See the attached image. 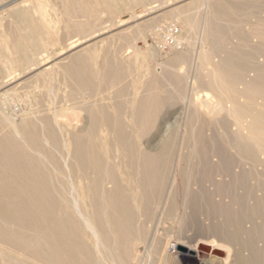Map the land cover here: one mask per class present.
I'll return each mask as SVG.
<instances>
[{
	"label": "bare ground",
	"instance_id": "1",
	"mask_svg": "<svg viewBox=\"0 0 264 264\" xmlns=\"http://www.w3.org/2000/svg\"><path fill=\"white\" fill-rule=\"evenodd\" d=\"M60 1L62 2V0ZM64 1L67 2L69 1L70 3V0H64ZM170 2L174 3L173 0ZM198 2H199L198 3L199 6L197 5V3L196 5L200 12L199 13L196 12L195 17L191 16L189 14L190 12L185 13L181 8H177V9L175 8L165 13L170 20L176 19L182 28V33L177 38L173 39L174 44L179 47L180 45L182 46L183 41L187 43V47L185 48L180 47L178 50L175 51L177 52L175 53L177 65L178 63H180L178 60L183 61L187 57L189 58L188 55H190V46L192 45L191 40L193 38V35L198 31L197 29H199L198 36H194V37H198L199 46L198 48L196 47L197 48L196 52L193 51L192 54L193 59L192 57L190 59L192 61L193 60L197 61V62H193L196 63L194 66L195 68L193 69V71L190 70V73L184 71L183 73L181 71L182 69L180 70L179 69L180 67H178L175 64L161 65L162 67L159 72L155 68H154L155 70L152 69L154 71L152 72L151 76H149L151 78V83H150L151 85H148L146 87V91L147 92L150 91V92L144 95L142 90L141 94H143V97L137 99L135 98L136 97L135 96L131 98V101L130 100L128 101L130 105L129 107L130 109L128 116L125 114L127 116L126 118H128V122L124 120L122 116L124 110L126 109L125 103L122 102V100H120L122 103L118 101L112 103L114 105L112 106L114 108V114L112 111L111 114V112L107 110L108 108L106 109V105L104 108V106L101 104L102 102L100 103V101L106 100L105 96L99 95L101 94L99 93V91L105 90V94L106 91H111L110 93H113L115 95V98L122 99L121 97L125 96V91L127 89L124 88L125 86L123 87L122 84L126 82L128 78H130L129 75L127 76L128 78H126L125 80V75H126L125 72L127 69L126 67H128L129 65L128 63L129 61L127 60H131L132 57L126 60V58L129 56L125 55L126 50H123L124 49L122 48L123 46L121 47L120 45L122 49L117 50L116 54H114L115 55L114 61L116 62H113L110 59L107 53L108 51L104 52L105 49L107 50L106 47L103 50L104 53L101 54L104 55L106 53L103 58L102 64L99 63V65H97L96 62L97 60L96 61L92 60L91 58L92 55L88 54L92 50L91 49L88 50L87 53L88 60L85 59V61L87 60L86 64H83L82 67L78 65L79 63H77V67L74 65V63L72 65H68L69 62L67 64L68 66L63 67V74L68 77L72 76L73 82L76 81L74 82L75 84L77 83V85L82 87L84 85H87L89 89H95V90L97 89L98 92L97 91L95 92L98 93V97L96 96L97 93L95 94V96L91 95V98L94 97V99L91 100L92 101L91 103L96 104L93 105L94 108L93 106L90 108L88 107L89 106L88 104H83L82 102L83 104L82 106L85 105V107L87 106L89 108V109H86L87 107L85 108L88 113L87 125L90 124L91 126V127L87 126V128L89 127L87 130L88 131L94 130L93 125L100 123L99 125L102 124L103 127L107 129L106 132L108 130H109L108 132L111 131L113 133L112 135H114L113 139L118 143L117 146H115L116 152L119 153L118 155L111 156L109 154L104 153L105 151H107L106 148L110 146V145L107 146L104 143L107 147L104 149L105 151L103 150L104 151L103 153H100V155L106 154V156L105 157L101 156L102 157L101 159L100 157H98L99 155H96L95 153H93V151L90 152L87 149L88 146L84 148L82 147L83 145L81 146L79 145V143L77 144V139L74 135H70V138H68L67 137L69 136L68 131L66 132L64 128L59 124L60 116L58 112L54 111L52 116L48 115V118L43 117L42 119V117L40 116V114H42L40 110V106H38L39 107L38 112L40 111V113L38 114L40 117L35 112L36 110L34 112L29 111L30 113L28 112L26 114L23 113L24 115L21 116L22 119L21 122L19 121V123L16 120L17 115L13 113L6 114L0 112V119L2 123L6 125L5 130H3L4 126L3 127L2 125L0 126L2 127L1 129L3 130V131L1 130L2 133L0 134V192L3 189H7L12 184H14L18 188H20L19 186H22V189H24L20 192L22 196L23 195L32 196V198L28 199L30 200L29 202H27L28 200L26 201V198L23 196V199H25L23 203L25 205L24 206L22 205L23 207L21 208L15 209V211H12L13 210L12 209L11 210L12 212L11 213L9 212L10 215L7 214L6 217L10 219H15L17 222H21L22 224H29V225H30L29 222L30 219L33 220L35 219L34 221L36 223L34 224L32 223L34 225V226L32 225V227H35V233H37L36 234L37 237L39 235L41 238L42 237L44 238V236H48L50 232L53 237L58 236L59 238H63V239L65 237L68 239V236L66 235L69 234L76 241L75 243H65L63 241H56L55 243L49 242L48 244L45 245L47 249L46 251V249L43 250L44 249L43 246L42 248H40L41 246L40 247L38 246L40 249L37 247V244L39 245V243L41 244L43 242H39V239H36L37 242L39 243L36 244L35 242L36 244L35 245L36 249H35L34 248L35 246L33 247L32 243L31 245L29 244V239L24 240V238L22 237L23 235L21 236L19 234H15V233L12 234L8 232L7 230L9 227L7 226L4 232H0V240L3 241V243L2 241H0V254H1V250H4L3 246L4 247L6 246L8 248L7 245H9L10 246L9 248L13 249L12 251H15V249L11 248V246L16 247V249H18L19 251L18 255L20 257H26V259L29 260L30 256H28L29 253L27 252H31L29 250H30V246H32L33 248L31 250H33L32 252L33 255L32 254L31 255L33 256V258L31 257V260L33 261L34 264H172V262H170V248H168V240L170 239L169 237L172 235L183 236L188 233H192L191 236H188V240L185 241L179 240L177 246L174 248L175 250L171 253L172 257L176 260L178 264H264V157L258 155V154L263 155L264 153V143H263L264 142V126H263L264 106H259L258 104L260 108L255 109L253 108V106L257 104L253 105L252 103L254 100L257 101V99L259 100L261 99L262 101H264V20L262 19L263 23L262 22L260 23L261 29H259L258 31L256 29L257 27L255 29L253 27L251 31L249 30V28H247L248 31H246V33L250 31L251 37L257 38L260 43L257 42L259 44L256 45L255 44L256 42L255 43L253 42L254 44L250 42L252 43L250 45L252 46L256 45V46L250 47L249 45V48L248 49L244 48L247 49L244 50L242 47L243 46L242 43L244 42H242V40H244L246 36L240 39L239 33L237 31L238 30L237 24H239L240 22V20L238 19L241 17L242 10L244 8V5L246 4L244 5L233 4L234 2L232 0H199ZM132 4L135 7L139 5L145 6V11L140 13L141 15L140 14L136 15L135 13L129 14L131 16L127 19L130 21L132 20L134 22L137 21L139 18H143V17L146 18L145 16L147 17L150 15L153 16V14L161 12L167 7L169 9L171 3H169V0L166 1L159 0L157 2H151L145 4L144 0H132ZM69 6H66L65 8L66 9L65 13L68 18L67 21L68 26L70 27L72 26L75 29L80 30L81 33L84 32L83 34L84 37L85 36L87 37L88 35L91 34L90 32L92 31L91 30L88 32L87 28H91L93 26L92 23L87 21L90 18L89 16H87L88 14L87 5H80V7L77 6V8L74 6L71 7ZM97 6L98 5H96V7ZM248 6L253 7V5L251 4L249 5V3ZM64 7L65 6H63V8ZM189 7L190 6H187V11ZM192 8L194 9V7ZM89 9L91 8L89 7ZM34 10L37 11V8ZM40 10L41 12H43V16H41L42 26L46 27L49 24V22L47 24V21L45 19L47 18L45 17V14H47L45 13V11L47 10L44 9L43 4L39 5V11ZM52 11H54V9ZM191 12L193 13L195 12V10ZM100 13L101 12H99V14ZM126 13L125 15H127ZM237 14L240 15V17L237 16ZM152 16L150 18H152ZM247 16H245V18H247ZM81 17H84L86 20H82ZM250 17L252 18V15ZM150 18L148 17L147 19ZM154 18L152 19L153 23L155 20ZM51 20L55 21L54 19ZM128 20L126 21L128 22ZM236 20H238L239 22H237ZM53 21L52 24L54 23ZM125 23H120V24L118 23V25L122 27L125 25ZM138 23L137 25H139ZM104 24H102V27ZM144 24L146 25V22ZM241 24L242 25L244 24L243 21L241 22ZM249 24H251L250 21ZM113 25L116 26L117 24H113ZM244 26H246V24ZM244 26L243 27L241 26V28L244 29ZM135 27L137 28V26ZM236 28L237 30H235ZM91 29L94 30V28ZM142 29L144 28L142 27ZM245 29L243 30V33ZM100 31H98V33ZM239 31L240 33H242L241 32L242 30ZM137 32L139 37L143 36V31L140 28H138ZM167 32L168 35L165 38L157 34V40H159L161 43H164V39H166L168 36L171 39V36H173L172 34L173 30L171 29V27L167 29ZM134 33L136 34V32ZM126 35L127 34H124L123 32L117 35L118 36L117 39L121 40L122 42H130L131 40L128 39L129 36L127 38ZM133 35L131 38H133ZM82 37L83 36H81L80 38ZM73 38L71 37V39L69 40L73 41ZM229 38L232 40L233 39H237V40L236 43L234 44L231 43L232 42L231 41L230 43L233 44L234 46L232 47L230 45L231 48H229V50L228 49L226 50L224 45L228 43ZM69 40L68 42L72 43ZM138 42L139 41H137V43ZM81 43L82 42L75 40V42L73 41V43L71 44L72 46L70 45L71 46L70 48H76ZM94 44H96V42H94ZM108 44L106 46H108ZM248 44L249 43H247V45ZM247 45L245 46L248 47ZM145 48L147 49H145L144 51V48L143 50H141V49H134L133 47V49L135 50L133 51L134 52L133 56L137 58L139 55H142L147 60L149 58L153 60V58L156 57L157 54L156 51L152 48H148V46ZM39 51H41V48ZM83 55L77 54L75 55L76 57L73 56V58L75 57L77 59V56L83 57ZM38 57L39 54H33L32 60H34L35 62L32 61L33 63L28 64L26 69L24 70H30L31 67L35 66L37 64V61L39 60ZM100 59H102L101 56ZM254 60L256 62H254ZM148 65H146L145 67L147 68ZM135 71L134 74L137 73ZM137 71H139V69ZM44 74L47 73H43V75ZM251 74H253V76H251ZM133 75L131 76L133 77ZM139 75L141 77V74ZM144 76H146V74H144ZM144 76L143 79L146 78ZM133 78H135V76ZM145 83L147 84L148 82L145 81ZM161 83H165V85L170 86L172 90L168 86L166 88H169L167 89L169 90V92L173 91L170 92L172 94L168 95L165 86L162 85ZM237 85L242 86V89L240 87L237 89L239 92L238 94L236 92ZM137 86H139V83L137 84ZM185 88L192 92V95L190 96L192 98L191 99L189 98V100L187 101V104L189 105V109H187L186 107L187 109L185 113L186 117L184 116L185 118L181 119L183 120V124L180 123L181 124L180 125L178 123L180 126L175 130L174 129L175 126L172 123H170V120L173 117L174 113H169V112L166 113L162 119L156 120L160 109L162 111L164 106L160 96L162 97V94L166 93L164 95L166 97L164 98L162 97V98L167 100L166 99L168 98L167 96L181 95ZM45 90L48 89L46 88ZM155 90H166V91L163 92L162 94H159V91L157 92ZM67 91H69V88L67 89ZM133 92L137 93L138 87L135 88ZM74 93H72L71 91V94ZM77 93L78 92H76V95H78ZM187 94L189 96V93ZM183 95L186 94H182V97ZM125 97H127V95ZM59 98L60 97H58V99ZM111 98H114V96ZM186 98L185 99L180 98V99H184L186 101ZM178 99L179 97L175 100ZM83 100L85 101L84 97ZM114 100H112V102H114ZM76 101L79 102V100ZM168 101L169 100L165 102L167 103ZM262 101L261 103L264 104ZM86 102L89 101H85V103ZM170 102L172 104L173 100H170ZM21 103L22 102H20V104ZM99 103L102 107L97 108L98 106L97 104ZM79 104L80 103H78V105ZM74 107L77 106L74 105ZM166 107L168 106H165V108ZM55 109H59V108H55ZM45 114H49V113L45 112ZM42 115H44V113ZM49 121L55 126L53 127L49 125L51 124ZM50 126L53 127L54 129L51 128ZM229 126L231 127L235 126L237 128L236 132L235 129L233 128L235 134L231 135L232 132L230 133V131L227 130L229 129L228 128ZM96 128L97 130H99V128L95 126V130ZM128 129H130L131 131L129 130L130 131L129 132ZM212 131L219 132L224 139L227 138L225 137L227 135L226 131L230 133V134L228 133V135H231V137H228V140L225 139L227 141H225V146H223V148L224 147L226 148V149L224 148L225 152L227 151L230 153L229 156L225 152L224 153L226 155L225 154L222 155L223 154L222 151H220L222 152V154L217 151L216 147L218 144L216 145L215 139L211 138L213 137V134L215 135V133H213ZM97 132L99 134V131ZM208 132H212V134L209 133L210 134L209 136L212 135L211 137L205 135ZM57 134L61 136L59 138H62L61 142H63V146L66 152L65 157L63 156L64 154H61L64 158L60 157L61 159H64L65 169L64 167H62L63 168L62 170L65 171L66 174L71 176L73 171V161H74L77 162L78 167L76 169H78L79 172L81 171L82 173H84V171H87L88 169L92 170V174L93 171L95 172L93 177H91L92 174L91 176H89L86 173H84V176L85 174L87 175V180H88L86 186L87 206H84L83 204L82 206L80 203L81 199L77 197L79 196L80 193L79 189H77L79 193L78 195H76L78 200L73 195V198L75 197L74 203H68V198L66 201L67 203L64 202V205L65 203L67 205L72 204L71 206L70 205L68 206L69 207L73 206L71 208L73 209L72 217L74 216L76 220L74 217L73 219L71 216H68L69 212L68 215L65 214L66 212L65 210L67 209L63 210L65 212L62 213L63 216L65 214L64 221L57 219L59 216L57 213L58 217L57 216H56L57 218L55 217V211L58 208V201L56 198H53L50 195L49 191L46 189L49 187L48 186L46 187L45 182L40 184V182L43 181V180L41 181L44 175V167H45V164L43 163L46 160V158L40 152L41 150H39L40 149L39 145L41 142H43L45 145L47 146L50 145L51 147L52 142L56 143ZM69 134L72 133L69 132ZM90 134L91 136L88 133L90 138L93 137L92 136L93 134L91 132ZM98 134L96 135L99 136ZM84 136L86 137V134L83 135V138L85 140ZM132 137H134L135 140L136 139L138 140L137 141L139 142L138 145L135 142V140L134 142L131 140ZM69 139L70 141H72L71 143L73 144V146L75 142V147H73V150L70 149ZM86 139H88L89 142L92 141V139L89 138ZM158 139H159L158 141L159 143L160 142H165V143H163L162 146L156 145L155 147H151L149 143L146 144L143 143V142L153 143ZM98 140L101 143L99 138ZM111 140L108 142L109 144ZM58 141L60 142V140ZM166 142L168 143L180 142L179 152L173 158H171L169 154V151L172 148ZM113 144L114 142H112V146ZM90 147L93 148L92 145ZM95 147H97L96 144ZM92 148H90V150ZM101 149L102 148H100L99 150L102 152ZM185 149L186 151H188L187 155L183 154ZM61 150L62 148H60L57 152ZM50 151L51 150H49V154ZM254 153H257L258 156L253 155ZM97 154H99V152ZM231 155L232 157H230ZM59 156L60 155L58 154V157ZM60 164L63 163L61 162ZM229 166L233 167L232 172L230 171V169H228ZM33 171L36 172L31 173ZM52 173L53 172H51V174ZM59 174L60 172H58V175ZM81 175L82 174L80 173V177H82ZM47 176L50 177L49 175ZM31 177L35 179L37 178L40 181L38 182L39 183L38 186L36 184L32 185L33 183L29 181ZM11 178L14 180L16 179V182L10 181ZM67 178L68 177H66V179ZM49 179L53 180L52 178ZM55 179L58 180L57 176ZM61 179H62L61 181L64 180V178ZM66 181L68 182L69 180ZM50 182L53 183V181ZM56 183L58 188L59 187L58 183L60 182L57 181ZM54 184L55 183H53L51 186L53 187ZM42 185L43 186L45 185L46 188L43 187ZM61 186L62 183L60 184V187ZM65 188L67 190L69 189L68 193H70L69 191L71 188L69 184ZM19 190H21V188ZM67 190L64 189V191ZM74 190L73 189L71 190L72 191L71 196L73 193L77 191ZM12 192L13 191H11V195ZM58 195H60V193ZM62 199L64 198L62 197ZM16 200L17 199H15V201ZM5 201L7 202V200ZM10 201L11 200H9L8 202ZM71 201H73V199ZM29 204L30 205L32 204V207ZM17 207L19 206L14 205L13 208H17ZM64 208L66 207L64 206ZM199 210L200 212L198 213ZM7 211L9 210L7 209ZM59 212L61 211L59 210ZM158 213L161 222H164L167 219H171L174 221V225L170 229L169 234L166 231V234L162 236L158 234L157 229H150L149 223L153 221V218H155V216H157ZM197 213L207 218L206 219L207 221L208 218L211 216H213L215 219V221H213L211 224L206 223L205 227L202 230L200 231L197 230L198 233L197 231H195L196 227L194 223V217L195 215H197ZM41 221L43 224L41 223ZM3 222L4 221H2L1 223ZM44 223L47 224L50 223L51 227L50 228L46 227L47 228L46 229L45 227H43ZM47 224H45V226ZM11 225L16 226L13 224ZM24 227L27 228V225ZM21 229L23 231V228ZM81 229L85 231L87 234V243L85 244L81 242L82 244H80V246H82L83 244L87 246V248L85 247L84 249L85 251H87V260L85 259L86 261H83V259L76 260V255L78 254L77 252L79 250L78 248L80 241V238H78L77 234ZM14 230L15 229H12V232ZM27 232H30L28 234H33L32 230ZM83 239L84 238H82V240ZM27 243L29 244V246ZM202 244L207 245L206 249L212 253L211 258L213 260L209 259L208 257L206 258L202 257V255L200 254V249L202 248L200 245ZM63 254H65V259H62L64 258ZM1 256L3 255L1 254ZM21 263L24 264L23 262Z\"/></svg>",
	"mask_w": 264,
	"mask_h": 264
},
{
	"label": "rangeland",
	"instance_id": "2",
	"mask_svg": "<svg viewBox=\"0 0 264 264\" xmlns=\"http://www.w3.org/2000/svg\"><path fill=\"white\" fill-rule=\"evenodd\" d=\"M41 1V2H40ZM44 1V2H43ZM106 1V2H105ZM157 1H159V0H144V3L145 4H147V3H151V2H157ZM166 1V0H165ZM170 1H172V0H169V3H171L170 4V6H169V9H168V7L166 8V9H164V10H162L161 12H158V13H156V14H153V16L152 15H150V16H148L149 18L152 16V18H150V19H147L148 17L147 16H145L146 18H139L137 21H130V20H128L127 18H129L131 15H129V14H131V13H135L136 15H139L140 13H142V12H144L145 11V6L144 5H139V6H141V7H139V6H134L133 4H132V0H77V2H76V0H70V3H69V1L67 2V1H64V0H62V2L60 1V0H0V112L1 113H8V114H15V115H17V118H16V120H17V122L19 123V121L21 122V119H22V115H24V114H26L27 112L28 113H30V112H34L35 110V112L38 114V113H40V111L38 112V110H39V107L38 106H40V110H41V113L43 114L44 113V115H42V114H40V116L42 117V119H43V117L44 118H48V115H50V116H52L53 115V113H54V111L55 112H58L59 113V116H60V118H59V124L64 128V130L67 132L68 131V135L69 136H67L68 138H70V135H74L75 137H76V139H77V144L79 143V145H83L82 147H87V149L90 151V152H92L93 151V153H95L96 155H99L98 157H100L101 159H102V157L104 156H106V154H109V155H111V156H116V155H118L119 153H117L116 152V149H115V146H117V142L113 139L114 138V135H112L113 133L110 131V132H106V128H104L103 127V125L101 124V125H99L98 123L97 124H94L93 126H94V130H87L88 128H87V126H90V124L89 125H87V121H88V113H87V110L86 109H89L88 107H92L93 105H96V104H94V103H91L92 101L91 100H93L94 99V97L93 98H91V95H94L95 96V94L98 92L97 91V89L95 90V89H89L88 87H87V85H84L83 87L82 86H79V85H77V83L75 84L74 82H76V81H74L73 82V80H72V76L71 77H68V76H65L64 74H63V67L64 66H68V65H72L73 63H74V65L77 67V63H79L78 65H80L81 67H82V65L83 64H86V61L88 60L87 59V53H88V50H91L88 54H90V55H92L91 56V58H92V60L93 61H96L97 62V65H99V63H103V58H104V56H105V54L104 55H101V54H103L104 52H107L108 53V55H109V57H110V59L113 61V62H116V61H114V57H115V55L114 54H116V51L117 50H120V49H122V48H124L123 50H126V53H125V55L126 56H129V57H127L126 58V60L128 59V58H130V57H132V59L131 60H127V61H129L128 63H129V65H128V67H126L127 69H126V72H125V80H126V78H128L127 76H129L130 75V78H128L127 80H126V82H122L123 84H122V86L124 87V88H126L125 90V96L127 95V97H125V96H122L121 98L122 99H119V98H115V95L113 94V93H110L111 91H106V94H105V90L103 91H99V93H101V94H99V95H103V96H105V98H106V100H102V101H100V103L104 106V108H105V105H106V109L109 111V112H113V114H114V108L112 107V106H114L112 103H115V101L117 102H121L120 100H122V102H124L125 103V110H124V112H123V119L124 120H126L127 122H128V118H126L127 116H128V113H129V107H130V105H129V103H128V101L130 100L131 101V98H133V97H135V98H137V99H140L141 97H143V94H141L142 93V90H143V93H144V95H146V94H148L149 92H147L146 91V87L148 86V85H151L150 83H151V78L149 77V76H151V74H152V72L156 69L158 72L161 70V65H167V64H175V65H177V60H176V55H175V53H177V52H175L176 50H178L180 47H182V48H185V47H187V43L185 42V41H183V43H182V46L180 45L179 47L178 46H176L175 44H174V42H173V39L174 38H177L181 33H182V28H181V25L177 22V20L176 19H172V20H170L169 18H168V16H166V12H168V11H171L172 9H177V8H181V9H183V11L185 12V13H188V12H190L189 14L191 15V16H193V17H195V14H196V12L197 13H199L200 11H199V9H198V7H197V5H198V1L199 0H177V1H175V0H173V2L174 3H172V2H170ZM197 1V2H196ZM234 3L233 4H246V5H244V8H243V10H242V14H241V17H240V15H238L237 14V16H239V17H236V18H239L238 20H240V22L238 21V20H236L237 22H239V24H237V28H238V30H237V28L235 29V30H237L238 31V33H239V36H240V39H242V38H244L245 36V38H244V40H242V42H244V43H242V47H243V49L244 48H249V45L250 44H252L253 42L257 45V44H259L260 42H259V40L257 39V38H254V37H251V35H250V31L253 29V27H254V29L256 28L257 29V31L259 30V29H261V27H260V23L262 22L263 23V21H262V19L264 20V9H263V7H264V0H232ZM59 2V3H58ZM99 4H98V3ZM178 2V3H177ZM194 2H195V4H194ZM236 2V3H235ZM249 3V5L251 4V5H253V7L252 6H248V3ZM252 2V3H251ZM43 4L44 5V9L45 10H47V11H45V13H47V14H45V17H47V18H45L46 19V21H47V24H48V22H49V24L46 26V27H43L42 26V20H41V16H43V12H41V10L39 11V5L40 4ZM45 3V4H44ZM81 3V4H80ZM82 3H84V4H82ZM193 5H192V4ZM196 3H197V5H196ZM58 4V5H57ZM66 4V5H65ZM70 6H69V5ZM73 4H75V5H73ZM78 4V5H77ZM92 4V5H91ZM105 4V5H104ZM107 4V5H106ZM189 4H191V5H189ZM80 5H87V8H88V11H87V16H89L90 18L87 20L88 22H90V23H92V27L91 28H94V30L93 29H91V28H87V31L89 32V31H91L89 34L90 35H88V33H87V37L85 36L84 37V32H82L81 33V31L80 30H77V29H75L74 27H70V26H68V18H67V16H66V13H65V11H66V6H69V7H71V6H74V7H76L77 8V6L78 7H80ZM96 5H98L97 7H96ZM255 5V6H254ZM54 6V7H53ZM63 6H65L64 8H63ZM92 6V7H91ZM100 6V7H99ZM187 6H190L189 8H188V11H187ZM199 6V5H198ZM246 6V7H245ZM89 7L91 8V9H89ZM144 7V8H143ZM192 7H194V9L192 8ZM37 8V11L36 10H34V9H36ZM58 8V9H57ZM135 8V9H134ZM139 10H138V9ZM143 10H142V9ZM193 10H192V9ZM197 8V9H196ZM251 8H252V10H251ZM54 9V11H52ZM94 9V10H93ZM141 9V10H140ZM93 12H92V11ZM133 10V11H132ZM195 10V12H191V11H194ZM99 12H101L100 14H99ZM103 12V13H102ZM112 12V13H111ZM117 12V13H116ZM127 12V13H126ZM129 12V13H128ZM35 13H36V15H35ZM125 13L127 14V15H125ZM239 13H241V12H239ZM41 14V15H40ZM194 14V15H193ZM245 14V15H244ZM252 15V18L250 17L251 15ZM57 15V16H56ZM93 15V16H92ZM99 15V16H98ZM117 15V16H116ZM141 15V14H140ZM249 17H248V16ZM103 16H105V17H103ZM119 16V17H118ZM245 16H247V18H245ZM263 16V17H262ZM155 17V18H154ZM254 17H256V18H254ZM260 17V18H259ZM88 18V17H87ZM116 18V19H115ZM155 19L154 20V23H153V21H152V19ZM243 18H245V19H243ZM249 18V19H248ZM251 18V19H250ZM36 19V20H35ZM51 19H54L55 21H53V20H51ZM67 19V20H66ZM80 19V18H79ZM81 19L82 20H86L84 17H81ZM80 19V20H81ZM118 19V20H117ZM120 19V20H119ZM145 19V20H144ZM254 20V22H253V20ZM97 22H96V21ZM110 20V21H109ZM126 20H128V22L126 21ZM141 20V21H140ZM144 20V21H143ZM51 21V22H50ZM52 21L54 22L53 24H52ZM105 21V22H104ZM110 23H109V22ZM119 21V22H118ZM122 21V22H121ZM124 21V22H123ZM125 21H126V23L128 24H126L125 23ZM143 21V22H142ZM150 21V22H149ZM152 21V22H151ZM243 21V25L241 24V22ZM249 21L251 22V24H249ZM258 23H257V22ZM57 22V23H56ZM107 22V23H106ZM139 22V23H138ZM146 22V25L144 24ZM150 24H148V23ZM253 22V23H252ZM100 25H99V24ZM105 23V24H104ZM118 23L120 24V23H125V25L124 26H119L118 25ZM131 23V24H130ZM137 23L140 25H137ZM175 23V24H174ZM102 24H104L103 25V27H102ZM113 24H117L116 26L115 25H113ZM174 26H173V25ZM246 24V26H244ZM247 24H249V25H247ZM254 24V25H253ZM97 25H99V26H97ZM170 25V26H169ZM118 26V27H117ZM135 26H137V28L135 27ZM144 28V29H142V27ZM150 26V27H149ZM241 26L243 27L244 26V29H245V31H244V33H243V28H241ZM69 27V28H68ZM99 27H100V29H99ZM150 29H149V28ZM169 27H171V29L173 30V32H172V34H173V36H171V39H170V37L168 36L166 39H164V43H161L159 40H157V34H159L160 36H163V38H165L167 35H168V32H167V29L169 28ZM73 28V29H72ZM106 28V29H105ZM109 28V29H108ZM135 28V29H134ZM138 28H140L142 31H143V36H140L139 37V35H138ZM247 28H249V34L248 33H246V31H248V29ZM251 28V29H250ZM74 29H75V31H74ZM157 29V30H156ZM77 30V31H76ZM100 30H103V31H100ZM151 30V31H150ZM198 31L193 35V38H192V40H191V43H192V45H191V43H190V55H188L189 56V58L187 59H184L183 61H180V60H178L180 63H178V67H180L179 69L183 72H189L190 73V70L191 71H193V69L195 68L194 66H195V64L196 63H193V62H197V61H195V60H190L191 59V57H192V54H193V51H195L196 52V50H197V48H198V46H199V41H198V37H194V36H198V32H199V29H197ZM239 30H242L241 32L243 33H240V31ZM80 31V32H79ZM98 31H100L99 33H98ZM110 31V32H109ZM112 31H113V33H112ZM116 31V32H115ZM117 31H118V33H117ZM121 31V32H120ZM128 33H127V32ZM131 31V32H130ZM136 32V34L134 33V32ZM48 32V33H47ZM69 32H70V34H69ZM72 32H74V33H72ZM78 32V33H77ZM109 32V33H108ZM124 32V34H127L126 35V37L128 38V36H129V40H131L132 41V43H131V41L130 42H122L121 40H119V39H117V35H119V34H121V33H123ZM146 32V33H145ZM12 33V34H11ZM86 33V32H85ZM97 35H96V34ZM133 35V38H131L132 37V35ZM10 34V35H9ZM72 34H75V35H72ZM94 36H93V35ZM103 34V35H102ZM129 34V35H128ZM165 34V35H164ZM171 34V35H172ZM242 34V35H241ZM245 34V35H244ZM12 35H13V37H12ZM86 35V34H85ZM136 35V36H135ZM76 36H79V37H76ZM81 36H83L82 38H80ZM91 36H93V37H91ZM97 36V37H96ZM102 36V37H101ZM105 36V37H104ZM114 36V37H113ZM116 36V37H115ZM135 36V37H134ZM148 36V37H147ZM229 36V35H228ZM242 36V37H241ZM248 36V37H247ZM71 37L73 38V41L75 42V40L76 41H79V42H82L81 44H79V46H77L76 48H70L72 45V43H73V41L72 40H69V39H71ZM16 38V39H15ZM80 40H79V39ZM84 38H86V39H88V40H86V39H84ZM98 38V39H97ZM100 38V39H99ZM112 38V39H111ZM116 38V39H115ZM137 38H139V39H137ZM143 38V39H142ZM252 40H251V39ZM8 39V40H7ZM82 39V40H81ZM95 39V40H94ZM114 39V40H113ZM196 39V40H195ZM258 41H257V40ZM15 40H17V41H15ZM68 40L69 41H71L72 43H69L68 42ZM91 40H92V42H91ZM108 40V41H107ZM111 40V41H110ZM117 40V41H116ZM236 40L237 39H230L229 38V40H228V43H226V45H224V47H225V49L227 50H229V48H231V46L233 47L234 45V43H236ZM247 40V41H246ZM251 40V41H250ZM254 40V41H253ZM9 41V42H8ZM103 41V42H102ZM135 41V42H134ZM137 41H139L138 43H140V44H138L137 43ZM148 41V42H147ZM197 41V42H196ZM232 41V42H231ZM87 42V43H86ZM94 42H96V44H94ZM111 42V43H110ZM196 42V43H195ZM233 43V44H231V43ZM250 42H252V43H250ZM257 42H259V43H257ZM9 43V44H8ZM86 43V44H85ZM99 43V44H98ZM104 43V44H103ZM109 43V44H108ZM119 43V44H118ZM122 43V44H121ZM136 44V46H135V44ZM168 45H167V44ZM247 43H249L248 45H247ZM253 43V44H254ZM56 44V45H55ZM67 44H68V46H67ZM92 44V45H91ZM108 44V46H109V49H108V46H106ZM146 46H145V45ZM171 44V45H170ZM195 44H197V45H195ZM71 45V46H70ZM82 45V46H81ZM103 45H104V48H103ZM120 45H121V47H120ZM125 45V46H124ZM127 45V46H126ZM140 45V46H139ZM173 45H174V47H173ZM231 45V46H230ZM245 45H247L248 47H246ZM256 45H253L254 47L256 46ZM91 46V47H90ZM116 48H115V47ZM134 47V49H141L142 47L144 48V51H145V49H147V48H145V47H147L148 46V48H152V49H154L155 51H156V59L155 58H153V60L152 59H146L145 57H143L142 55H139L137 58L136 57H134L133 55V51H135L134 49H133V47ZM158 46V47H157ZM165 46H166V48H165ZM173 48H172V47ZM227 46H228V48H227ZM245 46V47H244ZM252 45H250V47H253ZM107 47V50L105 49ZM139 47V48H138ZM156 47V48H155ZM163 47V48H162ZM171 47V48H170ZM197 47V48H196ZM25 48V49H24ZM40 48H41V51H39L40 50ZM88 48V49H87ZM103 48V49H102ZM115 48V49H114ZM126 48H128V49H126ZM143 48L141 49V50H143ZM196 48V49H195ZM42 49H43V51H42ZM51 49V50H50ZM69 49V50H68ZM85 49V50H84ZM105 49V50H104ZM247 49H244V50H247ZM27 50V51H26ZM54 50V51H53ZM71 50V51H70ZM80 50H82V51H80ZM86 50H87V52H86ZM103 50H104V52H103ZM55 51H57V52H55ZM68 51V52H67ZM79 51V52H78ZM85 51V52H84ZM95 51V52H94ZM102 51V52H101ZM115 52V53H113V52ZM26 52V53H25ZM83 52V53H82ZM93 52V53H92ZM130 52V53H129ZM44 53V54H43ZM80 53V54H79ZM95 53V54H94ZM127 53H129V54H127ZM33 54H39V57H38V61H37V64L35 65V66H33V67H31V69L30 70H24V69H26V67H27V65L28 64H30V63H33V62H35L34 60H32V55ZM43 54V55H42ZM64 54V55H63ZM83 55V57L82 56H77V59L75 58L76 56L75 55ZM86 54V55H85ZM63 55V56H62ZM98 55V56H97ZM101 56V58L102 59H100V56ZM112 55H114V56H112ZM172 55V56H171ZM73 56H75L74 58H73ZM95 56V57H94ZM69 57V58H68ZM80 57H82V58H80ZM133 57H134V59H133ZM61 58V59H60ZM99 58V59H98ZM54 59V60H53ZM85 59H87L86 61H85ZM192 59H193V57H192ZM16 62H15V61ZM74 60H76V61H74ZM82 60H83V62H82ZM132 60H133V62H132ZM152 60V61H151ZM155 60V61H154ZM19 61V62H18ZM33 61V62H32ZM63 61V62H62ZM79 61V62H78ZM84 61H85V63H84ZM141 61V62H140ZM164 63H162V62ZM66 62V63H65ZM68 62H69V64H68ZM92 62V61H91ZM132 62V63H131ZM153 64H152V63ZM176 62V63H175ZM254 62H256L255 60H254ZM54 63V64H53ZM82 63V64H81ZM146 63V64H145ZM162 63V64H161ZM65 64V65H64ZM68 64V65H67ZM134 64V65H133ZM135 64H136V66H135ZM139 64V65H138ZM148 64H150V65H148ZM156 64V65H155ZM192 64H193V66H192ZM44 65V66H43ZM60 65V66H59ZM146 65H148L147 66V68L145 67ZM152 66V67H151ZM154 66V67H153ZM156 66V67H155ZM47 67V68H46ZM131 67V68H130ZM191 67H192V69H191ZM23 68V69H22ZM39 68V69H38ZM155 68V69H154ZM11 69V70H10ZM139 69V71H137ZM146 69V70H145ZM152 69H154V70H152ZM13 70V71H12ZM130 70V71H129ZM132 70V71H131ZM136 70V71H135ZM16 71V72H15ZM22 71V72H21ZM33 71V72H32ZM37 71V72H36ZM45 71V72H44ZM134 71L135 72H137V73H135L134 74ZM29 74H28V73ZM62 72V73H61ZM143 72V73H142ZM183 72V73H184ZM18 73V74H17ZM35 73V74H34ZM43 73H47V74H44L43 75ZM51 73H53V74H51ZM31 74V75H30ZM128 74V75H127ZM134 74V75H133ZM139 74H141V77H140V75ZM144 74H146V76H144ZM37 75V76H36ZM43 77H42V76ZM131 75H133V77L135 76V78H133ZM11 76V77H10ZM53 76H54V78H53ZM143 76L144 77H146V78H144L143 79ZM147 76H148V78H147ZM251 76H253V74H251ZM9 77V78H8ZM43 79H42V78ZM64 77H65V79H64ZM140 78V79H138V78ZM7 78H8V80H7ZM150 78V79H149ZM4 79H6V80H4ZM48 79V80H47ZM56 79V80H55ZM58 79V80H57ZM62 79H64V80H62ZM68 79H71V80H68ZM142 79V80H141ZM145 79H147V80H145ZM44 80V81H43ZM52 80V81H51ZM68 80V81H67ZM125 80H123V81H125ZM131 80H133V81H131ZM136 80V81H135ZM26 81V82H25ZM47 81V82H46ZM143 81V82H142ZM145 81L146 82H148L147 84L145 83ZM11 82V83H10ZM31 82H32V84H31ZM44 82V83H43ZM53 82V83H52ZM57 82V83H56ZM137 82V83H136ZM49 83V84H48ZM132 83V84H131ZM134 83H135V85H136V87H135V85H134ZM139 83V86H137V84ZM3 84V85H2ZM31 85V87H30V85ZM57 84H58V86H57ZM71 84V85H70ZM130 84H131V86H130ZM153 84V83H152ZM158 84H159V82H158ZM162 85H164L165 86V89L167 90V89H171V87L170 86H168V85H165V83H161ZM54 85H55V87H54ZM52 86V87H51ZM57 86V87H56ZM132 86H133V88H132ZM154 86V85H153ZM152 86V87H153ZM169 87V88H166V87ZM25 87V88H24ZM48 89V90H45L46 88ZM71 87V88H70ZM73 87H74V89H73ZM82 87V88H81ZM138 87V92L137 93H134L133 91H134V89L135 88H137ZM241 88L242 89V86L241 85H237V87H236V92H237V94L239 93L238 92V88ZM3 88V89H2ZM53 88V89H52ZM55 88H56V90H55ZM69 88V91H67V89ZM85 88H86V90H85ZM129 88V89H128ZM52 89V90H51ZM78 89V90H77ZM163 89H164V87H163ZM166 90H155V91H159V94H162L163 92H165ZM172 90V89H171ZM52 91V92H51ZM57 93H56V92ZM71 91H72V93H74V94H71ZM82 91V92H81ZM87 91V92H86ZM95 91H97V92H95ZM129 91V92H128ZM132 91V92H131ZM154 91V92H155ZM161 91V92H160ZM239 91H240V89H239ZM7 92V93H6ZM45 92V93H44ZM66 92V93H65ZM76 92H78L77 94L79 95H76ZM152 92V91H151ZM167 92V94L168 95H170V94H172V93H170V92H173V91H170L169 92V90H167L166 91ZM189 93V96H188V94L187 93ZM47 93V94H46ZM53 93H54V95H53ZM90 93V94H89ZM94 93V94H93ZM108 93V94H107ZM45 94V95H44ZM56 94H57V96H56ZM82 96H81V95ZM90 95V97H89V95ZM136 94V95H135ZM140 94V95H139ZM166 94V93H165ZM164 93L162 94V97L164 98V97H166V96H164L165 95ZM182 94H186V95H183V97H182ZM182 94L181 95H177V96H167L168 98H166L167 100H169L167 103L165 102V101H167V100H165V99H163L161 96H160V98H161V100L163 101V104H164V106H163V110L161 111V109H160V111H159V114H158V116H157V118H156V120H158V119H162L164 116H165V114L166 113H174V115H173V117L171 118V120H170V123H172L174 126H175V130L181 125V124H183V120H181V119H184L186 116H185V113H186V111H187V109H189V105L187 104V101L189 100V98L191 99L192 97H190L191 95H192V92L190 91V90H187L186 88L183 90V92H182ZM30 95V96H29ZM49 97H48V96ZM52 95H53V97H52ZM62 95V96H61ZM67 95V96H66ZM73 95V96H72ZM75 95V96H74ZM112 95V96H111ZM130 95V96H129ZM139 95V96H138ZM28 96V97H27ZM51 96V97H50ZM64 96V97H63ZM66 96V97H65ZM97 97H98V93H97V95H96ZM114 96V98H111V97H113ZM130 97V99H129V97ZM185 96V97H184ZM186 96H187V98H186ZM58 97H60L59 99H58ZM77 97V98H76ZM83 97H84V99H85V101H89L90 102V104H89V102H86L85 103V101L83 100ZM111 99H109V98ZM126 99H125V98ZM179 97V99L178 100H175V99H177ZM7 98V99H6ZM50 98H52V99H50ZM75 98V99H74ZM81 98H82V101H81ZM170 98H173V99H170ZM180 98H186V101L184 100V99H180ZM50 99V100H49ZM56 99V100H55ZM65 99V100H64ZM69 99V100H68ZM72 101H71V100ZM115 99V100H114ZM7 100V101H6ZM11 100V101H10ZM39 100V101H38ZM55 100V101H54ZM66 100H67V102H66ZM76 100H79V102L78 101H76ZM110 100V101H109ZM112 100H114V102H112ZM124 100V101H123ZM165 100V101H164ZM170 100H173V102H172V104H171V102H170ZM261 100V99H260ZM259 99H257V101L256 100H254L252 103H253V105L254 104H257V105H252L253 106V108H255V109H259L260 107L259 106H264V104H262L261 103V101H260ZM30 101V102H29ZM69 101V102H68ZM74 101V102H73ZM77 102V104H76V102ZM81 101V102H80ZM181 101V102H180ZM259 101H260V103H259ZM13 102V103H12ZM20 102H22L21 104H20ZM82 102H83V104H88L89 106L86 108L85 107V105L84 106H82L83 104H82ZM109 102H110V104H109ZM121 102V103H122ZM179 102V103H178ZM256 102V103H255ZM263 103H264V101H262ZM78 103H80L79 105H78ZM100 103L99 104H97L98 106H97V108H99V107H102L101 105H100ZM104 103V104H103ZM170 103V104H169ZM26 104V105H25ZM75 106H77V107H74V105ZM92 104V105H91ZM108 104H109V107H108ZM258 104H259V106H258ZM42 105V106H41ZM45 107H44V106ZM70 105H72L73 107H74V109H73V107L72 106H70ZM91 105V106H90ZM4 106V107H3ZM12 106V107H11ZM21 106H22V108H21ZM36 106V107H35ZM70 106V107H69ZM80 106V107H79ZM83 108H82V107ZM111 106V107H110ZM165 106H168V107H166L165 108ZM14 107V108H13ZM31 107H34V108H31ZM63 107V108H62ZM128 107V108H127ZM179 107V108H178ZM182 107V108H181ZM186 107H187V109H186ZM256 107H258V108H256ZM12 108V109H11ZM19 108V109H18ZM55 108H59V109H55ZM70 108H71V110H70ZM86 108V109H85ZM93 108H94V106H93ZM7 109V110H6ZM23 109H25V110H23ZM34 109V110H33ZM43 109V110H42ZM51 109H52V111H51ZM53 109H55V110H53ZM79 109H81V110H79ZM83 109V110H82ZM164 109H167V110H164ZM14 110V111H13ZM24 112H23V111ZM30 111V112H29ZM127 111V112H126ZM45 112L46 113H49V114H45ZM112 112H111V114H112ZM165 112V113H164ZM24 113V114H23ZM127 116H126V115ZM159 115H160V117H159ZM183 115V116H182ZM38 116H39V114H38ZM39 116V117H40ZM49 116V117H50ZM185 116V117H184ZM65 118V119H64ZM48 121V120H47ZM179 121H181V122H179ZM50 122V121H49ZM51 123V122H50ZM177 123V124H176ZM180 125H179V124ZM128 124V123H127ZM2 125V127L4 128L3 130H5L6 128H5V126L6 125H4V123H2V121H1V119H0V126ZM49 125H51V126H55L54 124H49ZM39 126V125H38ZM50 126V127H51ZM95 126L96 127H98L99 128V130H97V128H96V130H95ZM101 126H102V128H103V130H102V128H101ZM263 126H264V120H263ZM2 127H0V131L2 130L1 128ZM53 127H51V128H53ZM69 127V128H68ZM91 127V126H90ZM229 129H227L228 131H230V133L232 132V134L231 135H233V134H235L234 133V129H235V132H236V130H237V128L235 127V126H229L228 127ZM234 128V129H233ZM54 129V128H53ZM69 129H70V131H69ZM231 129V130H230ZM233 129V130H232ZM2 130V131H3ZM130 129H128V131H129ZM174 130V131H175ZM2 131L0 132V134L2 133ZM55 131V130H54ZM96 131V132H95ZM97 131H99V134H98V132ZM131 131V130H130ZM129 131V132H130ZM228 131H226V133H227V135L225 136V137H227V138H225V139H227L228 140V137H231V135H228ZM69 132L70 133H72V134H69ZM75 132V133H74ZM90 132L93 134L92 136L93 137H91L90 138V136H91V134H90ZM95 132V133H94ZM213 132V131H212ZM212 132H208L207 134H205V135H208V137H211V136H209L210 134H212ZM74 133V134H73ZM88 133H89V135H88ZM210 133V134H209ZM213 133H215V135L213 134V137H211L212 139H215V144L217 145V147H216V149H217V151L219 152V153H221L222 154V152H223V154L222 155H224L225 153H227V155L229 156L230 155V153L229 152H225V149L223 148V146H225V141H227V140H225L223 137H222V135L219 133V132H213ZM225 133V132H224ZM229 133V134H230ZM77 134V135H76ZM84 134H86V137H85V140H84V138H83V135ZM96 134H98L99 136H97ZM79 135V136H78ZM218 136V137H217ZM59 137H61L60 135H58L57 134V137H56V143H54V142H52L51 143V147H50V145H45L43 142H41L40 143V149L39 150H41L40 152L42 153V155L46 158V160L44 161V163L43 164H45V167H44V175H43V177H42V179H41V181L42 182H40L37 178L35 179V178H30V180L29 181H31V183H33L32 185H34V184H36L37 186H38V182H40V184L41 183H43V182H45L44 184L46 185V187L48 186L49 188H46L45 187V185L43 186V187H45L48 191H49V193H50V195L53 197V198H56L57 199V201H58V208H57V210L55 211V217L57 216V213H58V218L57 219H59V220H63L64 221V218H65V214L66 215H68V212H69V215L68 216H71L72 217V210L73 209H71L72 207H69L68 205H70V204H66L67 202V198H68V203H74V200H75V197H76V195H78V193H79V196H77V197H79L80 199V203H81V205L83 204L84 206H87V183H88V180H87V175H89V176H91V174H92V170L91 169H88L87 171H84V173H86L85 174V176H84V173H82L81 171L79 172V170L78 169H76L78 166H77V162H74L73 161V171H72V174H71V176L70 175H68V174H66V172L65 171H63L62 169V167H64V159H61L60 157H62V158H64L65 157V155H66V152H65V149H64V146H63V142H61L62 141V138H59ZM79 137V138H78ZM83 139H82V138ZM110 137H111V139H113V140H111L110 139ZM59 138V139H58ZM86 138H89V139H92V141L91 142H89V140L88 139H86ZM94 138V139H93ZM98 138L100 139V141H101V143L99 142V140H98ZM206 138V137H205ZM223 138V139H222ZM60 140V142L58 141V140ZM111 140V142H110V144L108 143L110 140ZM160 139V138H159ZM159 139L157 140V141H155V142H143V143H149V145L151 146V147H155L156 145L157 146H162L163 145V143H165V142H158L159 141ZM217 139V140H216ZM82 140H84V141H82ZM88 140V141H87ZM105 140V141H104ZM133 142H134V140H135V138L134 137H132V139H131ZM224 140V141H223ZM94 141V142H93ZM138 140L136 139L135 140V142L137 143V145H138V143L139 142H137ZM72 141H70V139H69V145H70V149L71 150H73V147H75V142H74V146H73V144L71 143ZM89 142V143H88ZM93 142V143H92ZM112 142H114V144H113V146H112ZM62 143V144H61ZM90 143H91V145L93 146V148L92 147H90L91 145H90ZM108 146V145H110V146H106L105 144ZM166 143H168V142H166ZM221 143H222V145H221ZM264 143V142H263ZM57 144H61L60 145V148H62V152L61 151H59V152H57L60 148H59V145H57ZM95 144L97 145V147H95ZM103 145V147H102V145ZM116 144V145H115ZM169 144V146L172 148V149H170V151H169V154H170V157L171 158H173L174 156H176L177 155V153L179 152V144H180V142H176V143H174V142H169L168 143ZM58 147H57V146ZM100 145H101V147H100ZM174 145H175V148H174ZM112 146V147H111ZM43 147H44V149H43ZM53 147H54V149H53ZM57 147V148H56ZM92 148L91 150H90V148ZM96 148V151H98L99 152V154H97L98 152H96L95 151V148ZM102 148L101 150H102V152L99 150L100 148ZM107 147V148H106ZM178 147V148H177ZM50 148V149H49ZM107 149V151H105L104 149ZM112 148H114V149H112ZM222 148H223V150H222ZM64 149V150H63ZM49 150H51L50 151V154H49ZM56 150V151H55ZM105 152H104V151ZM174 150V151H173ZM177 150V151H176ZM47 151V152H46ZM111 153H110V152ZM113 151V152H112ZM220 151H222V152H220ZM106 153V154H101L100 155V153ZM172 152V153H171ZM175 152V153H174ZM188 151H186V149L184 150V155H187L188 153H187ZM225 152V153H224ZM114 153V154H113ZM219 153H217V154H219ZM49 154V155H48ZM58 154L60 155L59 157H58ZM61 154H64L63 156L61 155ZM168 154V155H169ZM220 154V155H221ZM232 154V153H231ZM226 155V154H225ZM253 155H256V156H258V155H261V157H264V153H263V155L262 154H258L257 155V153H254ZM102 156V157H101ZM230 157H232V155L230 156ZM50 158H52V159H50ZM76 158V157H75ZM104 159V158H103ZM51 160H53V161H51ZM73 160H75V159H73ZM63 163V164H60V163ZM52 163V164H51ZM50 167H49V166ZM76 165V166H75ZM52 166V167H51ZM56 167V168H55ZM53 168V169H52ZM55 168V169H54ZM58 168V169H57ZM52 169V170H51ZM60 169V170H59ZM64 169H65V167H64ZM76 171H75V170ZM228 169H230V171L232 172V170H233V167L232 166H229V168ZM55 170H58V171H55ZM62 170V171H61ZM55 171V172H54ZM36 171H33V172H31V173H35ZM51 172H53L52 174H51ZM58 172H60V176L58 175ZM65 172V173H64ZM91 172V173H90ZM63 173V174H62ZM80 173L82 174L81 176L82 177H80ZM90 173V174H89ZM55 174V175H54ZM57 174V175H56ZM65 174V175H64ZM94 174H95V172L93 171V174H92V176L91 177H93L94 176ZM46 175V176H45ZM47 175H49L50 177H48ZM52 175V176H51ZM76 175H77V177H76ZM56 176H57V179L58 180H56L55 178H56ZM84 176V177H83ZM47 177H48V179H47ZM66 177H68L67 179H66ZM14 178V177H13ZM49 178H52L53 180H51V179H49ZM61 178H64V180L63 181H61L62 179ZM74 178V179H73ZM86 179V182H85V179ZM36 180V181H35ZM56 180V181H55ZM66 180H69L68 182L66 181ZM7 181V180H6ZM8 181H9V179H8ZM10 181H14V182H16V179L14 180V179H10ZM35 181V182H34ZM50 181H53V183H55L54 184V186L52 187L51 185L53 184V183H51ZM60 182V183H58L59 184V187L57 188V183L56 182ZM49 182V183H48ZM68 183L69 184V186H70V193H68V190L65 188L66 186H68V184H66V183ZM71 184H70V183ZM83 182V183H82ZM18 183H21V182H18ZM62 183V186L60 187V184ZM66 184V186H65V184ZM86 183V184H85ZM12 185H14V184H12ZM10 186V187H8L7 189H3L1 192H0V232H4L5 230H6V228H7V226L9 227L8 228V232H10V233H12V234H19V235H23L22 237L24 238V240L26 239H29V244L31 245V243H32V246L34 247L37 243H39V242H43V243H39V245L37 244V247L39 246H41L40 248H42V246H43V250H45L46 249V244H48L49 242L50 243H55L56 241H63V242H65V243H75L76 241L74 240V238L72 237V236H70L69 234L68 235H66V236H68V239L65 237L64 239L63 238H59L58 236L57 237H53L52 236V234L49 232V234H50V236H49V234H48V236H44V238L42 237H40L39 235H38V237H37V233H35V227H32V225L34 224V223H36L33 219H30V225L29 224H22L21 222H17L15 219H10V218H7L6 216H7V214H9L10 215V213L12 212V211H15V209H18V208H21V207H23L25 204L23 203L24 202V200L25 199H23V196L26 198V201L28 200V199H30V198H32V196L31 195H23L22 196V194L20 193L22 190H24V189H22V186H19L20 188H21V190H19L20 188H18V187H16L15 185L14 186ZM74 185H75V187H77V188H75L74 187ZM51 187V188H50ZM55 187V188H54ZM110 187V186H109ZM54 189V191H53V189ZM61 188V189H60ZM69 188V187H68ZM9 189V190H8ZM13 189V190H12ZM64 189L65 190H67V191H64ZM77 190V189H79V192H78V190L75 192V193H73L72 194V196H71V193H72V191L71 190ZM13 191L12 192V195H11V191ZM74 190V191H75ZM82 190V191H81ZM8 191H9V193H8ZM63 191V192H62ZM52 192V193H51ZM64 192H65V194H64ZM21 195H20V194ZM57 194V195H55V194ZM60 193V195H61V197H60V195H58ZM66 193H68V194H66ZM15 194V195H14ZM19 194V195H18ZM70 194V195H69ZM10 195V196H9ZM55 195V196H54ZM73 195L75 196L74 198H73ZM2 196V197H1ZM19 196V197H18ZM58 196H59V199L61 200H59L58 199ZM4 197V198H3ZM9 197V198H8ZM15 197V198H14ZM62 197L64 198V199H62ZM77 197H76V199H77ZM7 198V199H6ZM15 199H17L16 201H15ZM20 199V200H19ZM73 199V201H71ZM5 200H7V202L9 201V200H11L10 202H6ZM63 200H65V201H63ZM78 200V199H77ZM30 200H28L27 202H29ZM70 201V202H69ZM61 202H63V203H61ZM64 202H66L65 203V205H64ZM14 203V204H13ZM9 204V205H8ZM10 204H12L13 205V207H14V205L15 206H19V207H17V208H13L12 207V205H10ZM23 205V206H22ZM28 205V204H27ZM30 205V204H29ZM60 205V206H59ZM62 205V206H61ZM66 207V208H64V206ZM72 205V204H71ZM70 205V206H71ZM74 205V204H73ZM82 205V206H83ZM9 206H10V208H9ZM31 207H32V204L30 205ZM34 206V205H33ZM8 207V208H7ZM60 207H61V209H60ZM7 209L9 210V211H7ZM13 209V210H12ZM65 209H67V210H70V211H67V210H65ZM12 210V211H11ZM59 210L61 211V212H59ZM63 210H65V211H63ZM63 211V212H62ZM10 212V213H9ZM65 212V214H64V216L62 215V213H64ZM200 212V210L198 211V213ZM197 213V215H195V217H194V223H195V227H196V229H195V231H197V230H202L204 227H205V224L207 223V224H211L213 221H215V219H214V217L213 216H211V217H209L208 218V221L206 220L207 218H205L204 216H201V215H199ZM6 214V215H5ZM3 215V216H2ZM74 217V216H73ZM72 217V218H73ZM75 218V217H74ZM73 218V219H74ZM78 219V218H77ZM32 220H33V222H32ZM41 220H42V218H41ZM75 220H76V218H75ZM2 221H4L3 223H1ZM63 221H62V223H63ZM78 222V221H77ZM7 223V224H6ZM15 223V224H14ZM33 223V224H32ZM41 223H42V221H41ZM66 223V222H65ZM79 223V222H78ZM5 224V225H4ZM10 224V225H9ZM11 224H13V225H16V226H12ZM43 224V223H42ZM45 224H47V223H44V225H43V227H48V228H50L51 227V224L49 225V224H47L46 226H45ZM22 225H24V226H26L27 225V228L26 227H24V226H22ZM36 225V224H35ZM49 225V226H48ZM80 225V224H79ZM174 225V221L173 220H171V219H167V220H165L164 222H161L160 221V217H159V213H158V215L157 216H155V218H153V221H151V223H149V227H150V229H157L158 230V234L159 235H165L166 234V231L168 232V234H169V231H170V229L172 228V226ZM6 226V227H5ZM30 226V227H29ZM34 226V225H33ZM15 229L13 232H12V229ZM14 227H16V228H14ZM4 228V229H3ZM20 228V229H19ZM21 228H23V231H22V229ZM31 228V229H30ZM11 229V230H10ZM27 230V231H31L32 230V232H33V234H28V233H30V232H27V231H25V230ZM47 229V228H46ZM3 230V231H2ZM10 230V231H9ZM82 230V229H81ZM79 231L78 232V234H77V236H78V238H80V241H79V250H78V254L76 255V260H82L83 259V261H86L87 260V251H85L84 249H85V247L87 248V246L85 245L86 243H87V234H86V232L85 231ZM21 234H20V233ZM31 232V233H32ZM81 233V234H80ZM197 233H198V231H197ZM191 234L192 233H188V234H186V235H183V236H178V235H172V236H170L168 239V248H170V262H172V264H178L177 262H176V260L172 257V255H171V253L175 250L174 248L177 246V244H178V241L179 240H183V241H185V240H188V236H191ZM46 235H47V233H46ZM80 236V237H79ZM28 237V238H27ZM50 237V238H49ZM40 238H41V240H40ZM54 238V239H53ZM82 238H84L83 240H82ZM34 239H35V241H34ZM36 239H39V242H37V240ZM43 239V240H42ZM56 239V240H55ZM60 239V240H59ZM30 240H31V242H30ZM53 240V241H52ZM79 240V239H78ZM0 241H2V240H0ZM73 241V242H72ZM85 241V242H84ZM35 242H36V244H35ZM81 242H83V243H85V244H83L82 246H80V244H82ZM2 243H3V241H2ZM5 243H7V242H5ZM9 244V243H8ZM28 244V243H27ZM29 244H28V246H29ZM43 244V245H42ZM5 245H7V244H5ZM78 245V244H77ZM8 246V248L5 246H3V248H4V250H1V254L3 255V256H1V254H0V258H1V260H0V264H7V262H8V264H12V262H13V264H22L21 262H23L24 264H26V262L27 261H29V262H27V264H34L33 263V261L31 260V257L33 258V254H32V252H33V250H31L33 247L32 246H30V250L29 251H31V252H27V253H29L28 254V256H30V258H29V260L28 259H26V257H20L19 255H18V253H19V251H18V249H16V247H12L11 246V248H14L15 249V251H12L13 249H10L9 247V245H7ZM45 246V247H44ZM202 248L200 249V254L202 255V257H204V258H206V257H208L209 259H212L211 257V252H209L207 249H206V247H207V245H205V244H202V245H200ZM38 247V248H39ZM29 248V247H28ZM35 249H36V246L34 247ZM39 248V249H40ZM81 248V249H80ZM9 249V250H8ZM17 250V251H16ZM27 250V251H28ZM42 250V249H41ZM87 250V249H86ZM46 251H47V249H46ZM8 253V254H7ZM26 253V252H25ZM12 254V255H11ZM32 254V255H31ZM6 255H7V257H6ZM64 255V258H62V259H65V254H63ZM63 255H62V257H63ZM187 255H188V253H187ZM5 256V257H4ZM16 256V257H15ZM78 256H79V258H78ZM4 257V258H3ZM25 258V259H24ZM61 258V257H60ZM13 261H12V260ZM61 259V260H62ZM86 259V260H85ZM18 260V261H17ZM22 260V261H21ZM30 260H31V262H30ZM213 260V259H212ZM16 261V262H15ZM21 261V262H20ZM63 261V260H62ZM82 261V262H83ZM78 262V261H77Z\"/></svg>",
	"mask_w": 264,
	"mask_h": 264
}]
</instances>
